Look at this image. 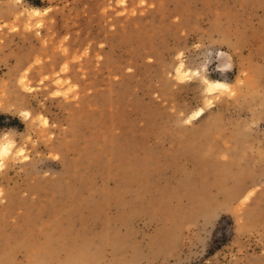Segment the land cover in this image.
Instances as JSON below:
<instances>
[{"label": "rangeland", "instance_id": "374dc122", "mask_svg": "<svg viewBox=\"0 0 264 264\" xmlns=\"http://www.w3.org/2000/svg\"><path fill=\"white\" fill-rule=\"evenodd\" d=\"M2 144L0 264H264V0H0Z\"/></svg>", "mask_w": 264, "mask_h": 264}, {"label": "bare ground", "instance_id": "6f19581e", "mask_svg": "<svg viewBox=\"0 0 264 264\" xmlns=\"http://www.w3.org/2000/svg\"><path fill=\"white\" fill-rule=\"evenodd\" d=\"M226 63V62H225ZM219 64V63H218ZM223 66H225L224 64L220 66V68H222ZM227 67V66H225ZM207 78V77H205ZM203 81V80H202ZM205 88L207 87V89L209 90V92L211 91H214L215 89H218V88H223V87H226V85L221 81V80H218V79H214V80H210V79H205ZM203 113V110L202 109H198L194 112L193 114V117L194 118H198L201 114ZM127 145H130L129 148H131V144H128L126 143ZM125 144V146H126ZM126 148V147H125ZM9 146L8 144H2V146L0 147V152L1 153H8L9 152ZM130 150V149H129ZM128 156H130L128 154ZM129 158V157H128ZM130 160V159H129ZM131 162V160L129 161ZM131 167V166H130ZM131 176V175H130ZM132 184V183H131ZM128 186V185H127Z\"/></svg>", "mask_w": 264, "mask_h": 264}]
</instances>
